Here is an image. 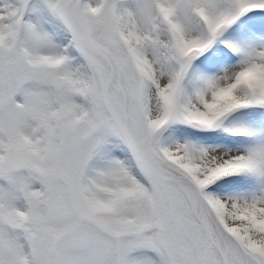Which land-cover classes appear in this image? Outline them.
I'll list each match as a JSON object with an SVG mask.
<instances>
[{
    "label": "snow or ice",
    "instance_id": "obj_1",
    "mask_svg": "<svg viewBox=\"0 0 264 264\" xmlns=\"http://www.w3.org/2000/svg\"><path fill=\"white\" fill-rule=\"evenodd\" d=\"M0 264H264V0H0Z\"/></svg>",
    "mask_w": 264,
    "mask_h": 264
}]
</instances>
